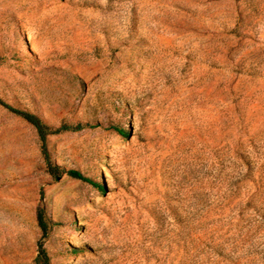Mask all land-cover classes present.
Returning <instances> with one entry per match:
<instances>
[{
	"label": "rangeland",
	"instance_id": "rangeland-1",
	"mask_svg": "<svg viewBox=\"0 0 264 264\" xmlns=\"http://www.w3.org/2000/svg\"><path fill=\"white\" fill-rule=\"evenodd\" d=\"M0 100L95 184L0 104V264H264V0H0Z\"/></svg>",
	"mask_w": 264,
	"mask_h": 264
},
{
	"label": "trees",
	"instance_id": "trees-1",
	"mask_svg": "<svg viewBox=\"0 0 264 264\" xmlns=\"http://www.w3.org/2000/svg\"><path fill=\"white\" fill-rule=\"evenodd\" d=\"M0 104L4 106L6 109H8L11 113L22 118L25 122H27L30 126L33 127V129L35 130L37 134L39 143H40V152L44 158L47 173L50 176H52L55 179H59L64 174H66L70 178L78 179V180H81L82 182L95 185L91 179L85 177L79 171L77 170L65 171L63 168L53 163L50 159V155H49L47 145H46L47 138L51 135L59 134V133L66 132V131H78V130L83 129L87 125H82L78 123L75 126H71V125H68L62 122L58 128H53L49 126L48 124H46L44 121H42L37 115L31 112L13 108L12 106H8L7 104L3 103L1 100H0ZM118 133L120 135L125 134V132L122 129H119ZM36 220H37L38 227L40 228V230L43 233H45L48 229V224L43 218L41 209H38L36 212ZM35 264H50L49 258L46 255L42 247H40L39 253L37 257L35 258Z\"/></svg>",
	"mask_w": 264,
	"mask_h": 264
}]
</instances>
